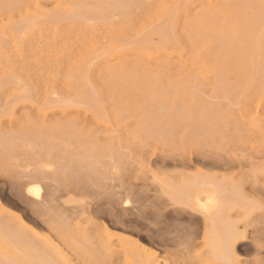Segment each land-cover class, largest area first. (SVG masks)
<instances>
[{
    "label": "rangeland",
    "instance_id": "374dc122",
    "mask_svg": "<svg viewBox=\"0 0 264 264\" xmlns=\"http://www.w3.org/2000/svg\"><path fill=\"white\" fill-rule=\"evenodd\" d=\"M119 1L0 0V74H17L33 94L11 124L0 113V138L11 146L0 147L1 207L13 225L19 217L38 232L55 264H205L201 221L153 197L165 199L163 184L197 169L162 161L164 153L212 148L230 163L213 172L260 207L227 214L247 233L232 264H264V67L232 59L218 43L264 38V0ZM74 10L83 16L75 19ZM36 111L58 114L42 122ZM160 121L169 136L144 132ZM34 169L57 188L49 189L59 202L53 214L67 217L58 215L63 229L35 218L24 201L14 178ZM109 186L137 188L143 212L107 214ZM34 187L48 195L38 180Z\"/></svg>",
    "mask_w": 264,
    "mask_h": 264
},
{
    "label": "bare ground",
    "instance_id": "6f19581e",
    "mask_svg": "<svg viewBox=\"0 0 264 264\" xmlns=\"http://www.w3.org/2000/svg\"><path fill=\"white\" fill-rule=\"evenodd\" d=\"M96 1L100 2V0H96ZM110 1H112V3ZM117 1H119V0H117ZM124 1H127V0H124ZM119 2L122 4V7L125 4H127V2L125 3V2H123V0H120ZM129 2H130V0L128 1V3ZM101 3H107L108 5L112 4L111 6L114 7L113 6V4H114L113 0H103V2H100L99 4H101ZM116 3L118 4V6L120 5L118 2H116ZM134 3H136V2H134ZM125 9H127V8H125ZM72 15H73V17H75V19H76V17L78 19V17L83 16V14L81 15L80 12H75V10H74V13H72ZM260 32H261V30H260ZM259 35H260V33H259ZM218 43H220L222 45L227 44V46H229L228 47V50L230 51L229 57H232V59H238L241 61L243 59H249L250 60L249 67L252 66V64H254L252 62L253 60H258V62L260 61L259 63L262 64L264 67V38L220 40ZM235 44H238L240 46L239 47L240 50H238V48L236 50L237 46ZM223 55H224V53L219 54V56H223ZM245 67H248V66L245 65ZM0 78H1L0 79V82H1V85H0V113H2V115L6 116L7 117L6 122H10V124H11L15 120V117L19 114L20 108H22L23 112H25V113L27 112V108H28L27 101L22 102L21 100L22 99L27 100L29 98L31 99L33 94L30 95L29 94L30 91L27 89H21V88H23L22 84H21L23 80L22 79L20 80V76H18L17 74L10 73V72L1 73ZM14 85H16V86L19 85L20 88H15ZM92 90H94V89H91V91ZM50 101L51 100L48 101L49 102L48 104H50ZM52 105L53 104L51 103V106ZM37 108H39V107H37ZM31 110L33 111L34 109L31 108ZM36 112L39 115V118H42V122H47L48 119L53 118L58 114L56 111H54L50 114H47V115L40 114V111H36ZM85 116H86L87 120H91L92 118H94L93 113L89 114V115L85 114ZM3 122L4 121L1 120L0 124H3ZM163 122L160 121L159 123L157 122V123L153 124L154 126H152V127L145 128L146 130H144V132L149 131V132H155L157 134L159 133L158 135H160V136H164V135H166V137L169 136L165 132L166 131L165 129H167V130H170V129H168L167 128L168 126L166 127V124L164 125ZM175 128H174V131H175ZM208 130H209V132H210V130H211V132H213L215 129L213 127H210V128L208 127ZM204 137H206V136L204 135ZM3 138H0V147H2V148L4 147L5 149L7 148L8 150H10L9 148H11V146L6 145ZM162 138H165V137H162ZM17 139H20V138H17ZM36 141H37V139H36ZM17 142L19 143V141H17ZM21 142H22V140H21ZM15 145H17V144H15ZM19 145H21V144L19 143L18 146ZM47 148H49V147H47ZM11 152H13V151H11ZM5 153L6 154L9 153V151H5ZM221 153L213 150L212 148H201V149L192 150L189 152H185L184 150H179L176 148V150L168 151V152L164 153L161 156L162 161H164V160L170 161V162H172V164H176V165L179 164V165H188L189 167H197V169L193 173L186 174L185 178H182L180 181H176V182H172V183L168 182L166 184H163V187H161V188H162V195L165 197V199L163 198L164 200L163 199L160 200L161 197L158 200L157 197H159V195L155 196L156 194L153 195L155 197H153V196L152 197L156 198L159 202L156 199L153 200L152 197L151 198L149 197L153 201H156L155 205H157V203L161 204V202H163V206H161V207L166 208L168 206H171V207H173V210L176 213L179 212L180 214L184 213V214L191 216V220L196 222V225L199 223L198 220L201 221V225L203 226V228L205 230L204 240H203L204 246L207 249V251L205 253V255L207 257V259L205 260V264H218V263L232 264L233 258L235 257L234 256L235 255V248L237 247V245L239 243L246 241L247 233L239 231V229L236 227L235 222L234 223L229 222L230 220H233V219L228 220V216H227L228 212L231 209H236V210L242 211L243 213L250 216L253 212L260 209V207L257 206L258 205L257 203H256L257 205H255V204H252L251 201H250L251 202L250 203L248 200L245 199L246 197L243 196L242 191L238 186H236L235 184H227L226 182H224L220 178V176H218L217 174H215L213 172V170L217 167H224V166H227L228 164L230 165V163L226 159H224V157L221 155ZM35 154H37V152L34 153V155ZM97 158H99V157H97ZM81 159H83V158L81 157ZM100 159H101V156H100ZM78 160H76V161L78 162ZM84 160L86 161V159H84ZM101 161L103 162V160H101ZM102 162H101V164H102ZM33 163H34V161H33ZM81 163L82 162H80L79 164H81ZM84 163H86V162H84ZM99 164H100V162H99ZM199 166H200V168H199ZM35 167H37V165ZM237 167H239V165ZM98 168H97V171H98ZM27 169H29V168H27ZM35 170L36 169H34L31 174L30 173H24V174L18 175L19 177L17 176V178H14V179H17L18 181H21L20 182V189H22V195H23V197H25L24 201L27 203V205L29 204L32 206L30 208H32V212L36 216L35 218H41L42 221L44 222V224H46L50 228H53L56 230L57 229L59 230V228L63 229L67 225V220H66L67 217L65 216V214H62L61 212H60V214H57V216L53 214V208L59 202L56 203V201H57L56 196L54 195L52 188L51 189H49V188L52 186L54 188H56V186H54L53 183H50L51 178L48 179L50 174L45 175L41 171H35ZM63 170H65V169H63ZM94 170H96L95 167H94ZM239 170H240V168H239ZM262 172H264V168L262 169ZM236 173H234V174H236ZM89 174H88V176H89ZM176 174H178V173H176ZM47 179L49 180V182ZM229 179H228V181H229ZM36 180H38V183H41V185L46 189V192L48 195L50 193L49 192V190H50V191H52V193L55 197L52 194H51L52 197H49L48 195H46V193L42 194L41 190L35 189V187L30 188V186H33V182H35ZM49 183L52 185H49ZM160 183H162V182H160ZM105 186H107V185H105ZM111 186H109V187L112 188ZM151 187L154 188V185H152ZM25 188H30V189H28L26 191V193H24L23 190ZM110 188H107V189H110ZM115 188L116 187H113L112 188L113 190L112 189L108 190L109 191L108 205H109L110 209H109V212L106 210L107 214H110V210L111 211H113L114 209L116 210V207L122 208V209L117 208L118 210L120 209L119 211H116L118 213H116L114 211L115 215L116 216L118 215L120 217H121V214L122 215H127L130 213L131 214H138V211H139V213L142 211V208L140 211V207H142V205L140 203H139L140 205L138 203H136V202H139V200H141V199H139L138 201L135 200V197L139 196V193L136 192V191H138L137 188H136V191L134 188H127V187H125V188L122 187L120 189H118V188L115 189ZM147 188H149V186ZM147 188H146V190H148ZM56 189H54V190H56ZM150 189L151 188H149V190ZM155 189H157V188H155ZM158 190L153 189V192L158 191ZM54 192L56 193V191H54ZM139 192H141V191L139 190ZM148 192H152V189H151V191H148ZM136 193L138 194L137 196H135ZM162 195H160V196H162ZM140 196L138 198H140ZM144 196H145V194H144ZM149 198H148V202L150 201ZM152 200H151V202H152ZM254 200H256V199H254ZM54 202L56 203L55 205L53 204ZM144 203H145V201H144ZM259 203H261V202H259ZM136 204H138V205H136ZM133 205H136V206H133ZM1 206L2 205L0 202V264H55L51 260H49V258H47V254L39 242V235L37 234L38 232L36 230H33L35 232L29 230L30 228L28 227L29 228L28 229L25 226V223L19 217H18V220L16 219L17 222L19 221L18 224L13 225L12 224V218L14 217L13 214L11 212H6V210H4L3 207H1ZM101 207H102L101 205L95 206L94 210H92L93 213L101 212ZM143 207H145V206H143ZM159 208L160 207H158V209ZM158 209H156V210H158ZM42 210H45L46 212L49 211V213H43L44 211H42ZM120 212H121V214L119 215ZM146 212H147V210H146ZM54 213L56 214V212H54ZM58 215H60V216L64 215L62 217H65L66 219L65 218L63 219L62 217H60ZM118 216L116 218H118ZM138 217L139 216H137V218ZM125 219H126V217L124 219H121V224H122V222H123V224L126 223ZM129 221L127 222L128 224H129ZM191 224H192V222H191ZM32 227H34V226L32 225ZM185 227L187 228V226H185ZM155 264H158V263H155Z\"/></svg>",
    "mask_w": 264,
    "mask_h": 264
}]
</instances>
